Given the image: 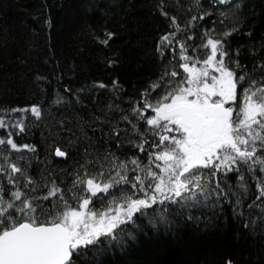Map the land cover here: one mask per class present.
<instances>
[{"label":"trees","instance_id":"obj_1","mask_svg":"<svg viewBox=\"0 0 264 264\" xmlns=\"http://www.w3.org/2000/svg\"><path fill=\"white\" fill-rule=\"evenodd\" d=\"M235 3L240 6H213L209 0H199V3L197 0H0V109L41 107V119L24 113L26 132L17 136L13 131L12 136L18 145L36 146L39 160L47 163L66 202L61 204L60 194L45 201L44 213L37 209L40 218L57 216L61 208L77 207L82 199L89 198L87 192L81 191L86 183L71 193L68 191L72 177L67 173L74 170L85 182L93 179L102 189L109 186L107 193L98 194L101 200L90 198L92 207L147 199L141 191L148 196L153 194L148 186L151 184L154 189L155 181L149 172L167 177L163 171L166 164L158 159L162 149L151 147L152 141L158 139L153 136L151 126L134 119L131 109L143 110L144 99L153 105L158 101L170 102L163 101V97L186 85L187 74L180 65L194 63L200 68L210 54L209 48L200 46L207 42L206 38H200L203 33L224 41V51L228 52L225 65L237 76L242 70L230 64L229 57L245 65L249 72L254 64H264V0H230V4ZM162 12L175 17L176 24L184 31L177 32ZM207 13L211 15L206 16ZM193 16L197 17L194 21ZM169 32H176L170 46L174 51L159 43ZM226 32L231 35L225 36ZM104 40L108 43H101ZM176 41L185 44L184 54L192 59L181 58ZM158 46L165 53L163 59ZM171 71L179 75L174 78L165 75ZM38 76L47 79L37 80ZM260 76H264V69L253 74L256 79ZM114 81L120 87L118 92L112 89ZM98 83L108 87L94 88ZM154 84L159 87L153 89ZM77 96L80 103H76ZM57 97L71 102L54 106L52 101ZM109 103H118L124 113L109 111ZM237 105H242L239 86L234 102ZM122 114L129 116L137 133H132L126 122L119 121ZM146 114L154 115L152 110ZM20 116V113H9L5 119ZM96 116L101 121L119 122V128L127 129L121 133L125 140L135 144L147 140L144 144L147 151L140 152L128 143L116 148L110 125L95 120ZM63 117L68 120L61 126L57 122ZM61 127L71 131H62ZM83 133L87 138L82 137ZM6 135L0 129V138ZM76 137L82 138L69 146L67 141ZM53 144L68 150L69 158L51 155L48 150ZM105 144L110 147L106 149ZM6 147L0 146V152L22 168L27 166L17 157L29 158L27 173L38 180L39 169L45 164L31 159L33 154L27 151H5ZM84 149H90L95 156L83 157ZM113 151L119 159L103 160L105 154ZM149 154L156 158H150ZM133 159L137 160L136 165L131 163ZM80 164L84 167L80 168ZM133 168H137L136 173L132 172ZM60 169H66L63 182L57 171ZM117 172L129 180L134 174L140 175L143 190L139 183L135 191L129 184L116 183L120 180ZM229 182L235 183V177H230ZM240 195V191L228 188L222 195L210 194L181 204L142 208L140 213L133 214L132 221L126 220L114 230L112 236L82 249L73 259L76 264H264V204L260 208L247 207L255 198L254 185L247 199L241 201Z\"/></svg>","mask_w":264,"mask_h":264},{"label":"snow or ice","instance_id":"obj_2","mask_svg":"<svg viewBox=\"0 0 264 264\" xmlns=\"http://www.w3.org/2000/svg\"><path fill=\"white\" fill-rule=\"evenodd\" d=\"M209 3L213 6L217 4L236 8L240 6L239 3L230 4V0H209ZM162 15L170 20L177 32L184 31L176 24L175 17H169L167 12H162ZM220 15L224 13L221 12ZM203 18L200 17V19ZM196 19L197 17H192L193 21ZM224 35L229 36L231 33L226 32ZM110 37L111 34H109ZM175 37L176 32H169L160 38L159 43L169 51H174L170 46ZM187 38L192 39L191 36ZM200 38L201 40L206 38V44L200 46L209 48L210 54L203 60V66L200 68H197L194 63L191 66L187 62L180 65L187 74L184 81L187 86H179L175 92L169 91L163 97V101L170 100V102L158 101L153 105L144 99L143 110L139 107L131 109L133 118L151 126L153 136L158 138L152 141L151 147L162 149L158 159L166 164L163 171L167 173V177L158 175L156 172H149L151 179L155 181L154 189L151 184L148 186L153 194L148 196L147 192L141 191V194L148 198L132 199L127 203L126 210L122 214L100 215L95 211H89L90 198L95 197L101 200L98 194L107 193L109 186L105 185L101 189L93 179H87L85 182L80 178V173L74 170L72 173H67L72 177L68 191L71 193L72 189L86 183V187L81 191L87 192L89 198L82 199L78 207H70L66 210L61 208L57 216L49 219L40 218L37 215V209L43 214L44 202L50 201V198L60 194L61 204H66L63 200V190L56 185L47 163L39 160L36 146L18 145L12 133L15 131L17 136L25 133L23 114L29 113L36 120H40L42 109L39 105L0 109V129L5 130L7 134L6 138H0V146H7L5 151L7 149L16 153L27 151L33 154L31 159L36 160L38 164H45L44 168L39 169L37 180L27 173V167H30L29 158L23 155L17 157L27 166L22 168L17 163L9 161L8 156L0 152L2 156V162H0V177H2L0 179V264H76L74 255H79L82 249L97 245L103 237L112 236L114 230L123 225L126 220H133L134 213H140L142 208L152 205L181 204L198 196L222 195L228 188L240 191L242 201L247 199L253 185L255 198L247 207L260 208L264 204V76H260L259 79L253 78L254 73L264 69V64H254L252 71L249 72L245 65L229 57V63L242 70L237 76L234 70L225 65L224 57L228 56V52L224 51V41L212 39L207 33H203ZM101 43L107 44L108 40ZM176 43H178L181 58L184 61L192 59L184 54L185 44L181 41ZM157 51L163 59L165 53L161 47L158 46ZM218 54L219 59H217ZM165 75L174 78L179 73L171 71L166 72ZM36 79L47 78L38 76ZM161 79L163 80V77ZM168 83L170 84L171 80ZM238 86L241 88L242 105L234 106ZM93 87L104 89L108 86L98 83ZM157 87H159L158 84L152 85L153 89ZM112 89L116 92L120 91L118 82H113ZM65 90L68 91V89ZM116 98L119 99V97ZM70 102L64 97H57L53 99L52 104L63 106ZM76 103H80L78 96ZM107 108L109 111L124 113L118 103H109ZM148 110H152L154 115H147ZM9 113H20L21 116L5 119ZM94 119L101 121L99 116ZM67 120V117H63L57 123L63 126ZM119 121L126 122L131 127L132 133H137L136 125L127 114H122ZM101 122L110 125L111 140L115 142L116 148L128 143L140 152L147 151L144 148L147 140L135 144L122 137L121 133L127 132V129L119 128V122L107 120ZM61 130L71 131L70 128L63 127ZM82 137L87 138L86 133H83ZM82 137L69 139L67 144L73 146ZM108 147L110 146L105 144V148ZM48 151L57 158L67 159L70 156L68 150H62L55 144L50 145ZM81 155L87 158L95 156V153L90 149H84ZM149 155L150 158H156ZM112 158L119 159L115 157L114 151L103 156L105 161L112 162ZM99 161L100 158L97 156L96 162L99 163ZM86 162L93 163L92 160H86ZM131 163L136 165L137 160L133 159ZM79 167L83 168L84 165L80 164ZM113 167H115L114 162ZM57 171L61 174V182H63V173L66 169ZM132 172L136 173L137 168H133ZM117 175L120 180L116 183L129 184L134 191L139 183L143 190L144 181L141 180L140 175L134 174L131 180L126 175H120L119 172ZM230 177H235V183L229 182ZM5 185L8 186L7 198H5ZM38 191L45 194L37 195Z\"/></svg>","mask_w":264,"mask_h":264},{"label":"rangeland","instance_id":"obj_3","mask_svg":"<svg viewBox=\"0 0 264 264\" xmlns=\"http://www.w3.org/2000/svg\"><path fill=\"white\" fill-rule=\"evenodd\" d=\"M186 86H187V84L185 85V87ZM138 199H145V198H138ZM104 206L103 207H99L98 206L97 208H96V206L95 207L89 206L88 210L89 211H95V212H97L100 215H104V214H107V215H118V214H122L126 210L127 204H122V205L121 204H115L114 205V203H113L112 205L106 206V204H105ZM97 218H99V216Z\"/></svg>","mask_w":264,"mask_h":264}]
</instances>
